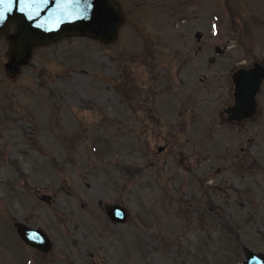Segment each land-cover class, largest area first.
I'll return each mask as SVG.
<instances>
[{
  "label": "rangeland",
  "instance_id": "1",
  "mask_svg": "<svg viewBox=\"0 0 264 264\" xmlns=\"http://www.w3.org/2000/svg\"><path fill=\"white\" fill-rule=\"evenodd\" d=\"M116 1L113 41L58 38L14 76L0 35V264H244L247 250L264 254V119L224 111L229 68L251 65L264 42L261 9ZM196 30L211 55L229 48L203 66L205 85L193 54L177 69ZM109 205L125 220L111 221ZM17 222L41 228L48 250L24 243Z\"/></svg>",
  "mask_w": 264,
  "mask_h": 264
},
{
  "label": "water",
  "instance_id": "2",
  "mask_svg": "<svg viewBox=\"0 0 264 264\" xmlns=\"http://www.w3.org/2000/svg\"><path fill=\"white\" fill-rule=\"evenodd\" d=\"M0 35L8 40L4 68L14 76L28 62L33 48L64 36H88L110 43L117 35L122 16L114 0H0ZM264 77V69L249 68L233 78V104L225 109L228 120H242L255 111V94ZM162 149V146L159 147ZM182 162V159H181ZM44 201L50 195L40 197ZM113 222L125 220L126 211L119 205L106 207ZM22 241L41 251L51 242L39 227L15 223ZM244 264H264V254L247 250Z\"/></svg>",
  "mask_w": 264,
  "mask_h": 264
},
{
  "label": "flooded vegetation",
  "instance_id": "3",
  "mask_svg": "<svg viewBox=\"0 0 264 264\" xmlns=\"http://www.w3.org/2000/svg\"><path fill=\"white\" fill-rule=\"evenodd\" d=\"M120 9V5L118 3V1L114 0ZM224 2L228 3V4H234L238 3L240 5L246 6V7H253L255 5L259 6V9H261L260 13L257 16L256 19H259L260 21H264V0H224ZM258 9V10H259ZM121 13V10H120ZM121 16L122 13H121ZM232 17H238V13H232L231 15ZM254 15L252 14V17ZM195 37V41L197 42V45H189V46H185V50H180L179 48H177V51H181L182 54L181 55V61L178 64V70L181 69V67L183 65L186 66V64H189V60L192 56H187L186 54H193L195 56V58H198L199 61H197V69H196V73L193 72L194 79L199 78L200 82H203V85H205V81H208L209 79V75H208V70L206 68H204L203 66H206L208 68H210L211 64H215L216 63V59L218 58L219 55H221V53L226 52L229 48H227L226 46L220 47L219 45H215L214 46V51H215V55H211L210 54V46H209V36L206 34V32L204 31H200V30H196L192 33V37ZM193 37V38H194ZM259 43V42H258ZM263 50V54L258 57L257 54L260 53L259 50ZM254 50L257 51L258 53L254 56V60L251 63V65L246 66L243 64H240L236 67H234V65L232 67L229 68V74H228V78L230 79V86L232 87V104L234 101V97H233V92H234V82H233V78L238 76V72L242 69H249V68H258L264 69V42L260 43L259 45H255L254 46ZM217 55V56H216ZM197 59V60H198ZM200 59L204 60L206 59V62L204 61H200ZM195 81V80H194ZM193 81V84L190 87H194L195 82ZM183 89H188L187 85H183L182 86ZM194 92V95L189 94L190 96H192L194 99H196V96L198 95V91L199 88L193 89L192 90ZM188 95V96H189ZM231 104V105H232ZM231 105H227L225 107V109H227L228 107H230ZM224 109V111H225ZM226 112V111H225ZM225 116L227 117L228 114L226 113ZM249 118H254L257 119L258 122H262L264 119V77L262 78L261 82H260V86L258 91L255 94V111L254 114L251 115ZM231 121H238V120H231Z\"/></svg>",
  "mask_w": 264,
  "mask_h": 264
},
{
  "label": "snow or ice",
  "instance_id": "4",
  "mask_svg": "<svg viewBox=\"0 0 264 264\" xmlns=\"http://www.w3.org/2000/svg\"><path fill=\"white\" fill-rule=\"evenodd\" d=\"M3 17L2 16H0V19H2Z\"/></svg>",
  "mask_w": 264,
  "mask_h": 264
}]
</instances>
